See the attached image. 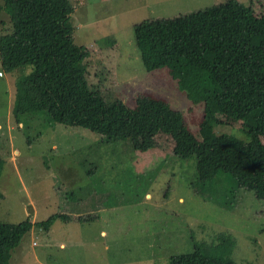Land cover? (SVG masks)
Here are the masks:
<instances>
[{
  "label": "rangeland",
  "instance_id": "1",
  "mask_svg": "<svg viewBox=\"0 0 264 264\" xmlns=\"http://www.w3.org/2000/svg\"><path fill=\"white\" fill-rule=\"evenodd\" d=\"M225 1L71 0L73 41L89 50L78 67L93 89L110 90L129 107L139 95L167 102L197 135L203 104L191 100L172 70H145L132 27ZM238 1L256 15L264 11V0ZM10 29L0 9V34ZM30 71L25 65L7 73L0 64V219L67 217L48 230L33 225L9 264H169L170 257L193 250L194 238L239 264H264V200L228 173L199 181L195 158L176 159L172 138L163 132L123 129L108 137L37 113L17 122L15 85ZM217 116L215 133L250 140L241 122ZM259 139L264 144V135Z\"/></svg>",
  "mask_w": 264,
  "mask_h": 264
},
{
  "label": "trees",
  "instance_id": "2",
  "mask_svg": "<svg viewBox=\"0 0 264 264\" xmlns=\"http://www.w3.org/2000/svg\"><path fill=\"white\" fill-rule=\"evenodd\" d=\"M11 29L0 34V64L10 73L29 65L19 77L12 115L37 113L51 123L75 125L113 136L123 129L172 138V155L194 157L199 181L219 171L238 187L264 200V11L238 0H227L203 11L171 19L133 24L134 42L145 70L166 67L181 79L194 102L203 104L198 134L185 127L181 113L167 102L139 95L132 107L112 91L93 89L78 64L89 54L73 41L69 0H1ZM221 115L241 122L250 140L243 142L213 131ZM53 214L38 222L0 219V264H9L12 251L32 226L48 230ZM81 219V218H79ZM169 264H239L228 252L211 251L194 238L193 250L170 257Z\"/></svg>",
  "mask_w": 264,
  "mask_h": 264
},
{
  "label": "crops",
  "instance_id": "3",
  "mask_svg": "<svg viewBox=\"0 0 264 264\" xmlns=\"http://www.w3.org/2000/svg\"><path fill=\"white\" fill-rule=\"evenodd\" d=\"M69 1H71V0H69ZM188 14H191V13H187V14H185V15H188ZM17 151V150H16ZM100 233L102 234L103 233V231L102 230H100ZM64 247V244H62V243H60V248H63ZM105 247V246H104Z\"/></svg>",
  "mask_w": 264,
  "mask_h": 264
},
{
  "label": "built area",
  "instance_id": "4",
  "mask_svg": "<svg viewBox=\"0 0 264 264\" xmlns=\"http://www.w3.org/2000/svg\"><path fill=\"white\" fill-rule=\"evenodd\" d=\"M32 245H33V246H35V243H34V241H33Z\"/></svg>",
  "mask_w": 264,
  "mask_h": 264
}]
</instances>
